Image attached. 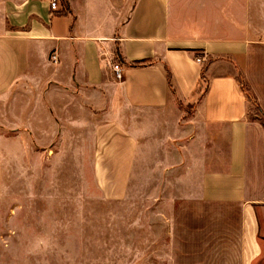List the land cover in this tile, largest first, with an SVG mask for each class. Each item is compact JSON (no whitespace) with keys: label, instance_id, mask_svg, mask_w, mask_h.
I'll use <instances>...</instances> for the list:
<instances>
[{"label":"crops","instance_id":"crops-1","mask_svg":"<svg viewBox=\"0 0 264 264\" xmlns=\"http://www.w3.org/2000/svg\"><path fill=\"white\" fill-rule=\"evenodd\" d=\"M65 160L105 199L151 184L191 262L264 264V0H0V199Z\"/></svg>","mask_w":264,"mask_h":264},{"label":"rangeland","instance_id":"rangeland-1","mask_svg":"<svg viewBox=\"0 0 264 264\" xmlns=\"http://www.w3.org/2000/svg\"><path fill=\"white\" fill-rule=\"evenodd\" d=\"M251 104L257 111L256 102ZM90 172L67 160L63 167L49 166L44 187L48 197L42 200L25 190L31 186L23 183L22 172L14 177L0 199V264H207L191 262L205 259V251L194 246L198 242L191 240L186 248L171 242L169 219L174 217L169 212L174 205L158 195L147 198L151 184L139 194L132 183L127 198L105 199L88 182ZM155 189L164 196L167 186ZM177 207L187 211L184 217L176 216L178 222L193 227L215 224L214 216H196L197 210L184 209L182 203ZM186 235L199 238L198 233ZM214 260L215 255L209 264H216Z\"/></svg>","mask_w":264,"mask_h":264},{"label":"built area","instance_id":"built-area-1","mask_svg":"<svg viewBox=\"0 0 264 264\" xmlns=\"http://www.w3.org/2000/svg\"><path fill=\"white\" fill-rule=\"evenodd\" d=\"M46 1L49 4L51 10H58L59 9L61 0H46ZM53 59L55 61H57V59H58L55 54L53 55ZM197 60L199 62L202 61L201 58H197ZM112 68H113V71L115 73L116 78L117 79H122L123 76H124V68H123V65L121 64V62H119V61L114 62L112 64Z\"/></svg>","mask_w":264,"mask_h":264},{"label":"trees","instance_id":"trees-1","mask_svg":"<svg viewBox=\"0 0 264 264\" xmlns=\"http://www.w3.org/2000/svg\"><path fill=\"white\" fill-rule=\"evenodd\" d=\"M240 83H241V86H242V88H243V90L247 93V97H248V99L250 100V101H254V102H256L255 101V99L252 97V95L250 94V92H249V88L247 87V85L242 81V79H240ZM256 104H257V102H256ZM257 110H259V106H258V104H257Z\"/></svg>","mask_w":264,"mask_h":264}]
</instances>
